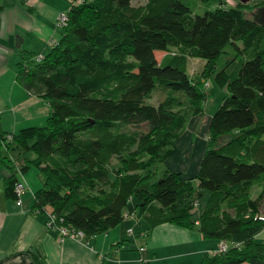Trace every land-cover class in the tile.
Here are the masks:
<instances>
[{
	"label": "trees",
	"instance_id": "obj_1",
	"mask_svg": "<svg viewBox=\"0 0 264 264\" xmlns=\"http://www.w3.org/2000/svg\"><path fill=\"white\" fill-rule=\"evenodd\" d=\"M132 1L74 0L61 37L40 60L19 51L16 80L49 104L50 116L11 141L0 134V167L11 171L9 149L33 151L21 170L33 165L41 175L34 207L50 206L60 224L86 237L117 226L134 199L149 228L197 222L205 237L233 244L201 264L264 259V243L255 239L264 227L255 218L264 204V27L252 17L264 3L234 8L227 0H197L206 8L194 14L183 0ZM227 45L234 54L216 71ZM187 56L204 59L202 74H187ZM209 77L225 94L209 119L194 178L167 170L144 188L154 165L174 153L187 121L177 108L185 100L200 113ZM154 91L157 104L147 101ZM16 181L13 173L4 180L8 198ZM255 186L260 192L251 197ZM200 191L209 196L197 216Z\"/></svg>",
	"mask_w": 264,
	"mask_h": 264
},
{
	"label": "crops",
	"instance_id": "obj_2",
	"mask_svg": "<svg viewBox=\"0 0 264 264\" xmlns=\"http://www.w3.org/2000/svg\"><path fill=\"white\" fill-rule=\"evenodd\" d=\"M73 1L0 0V134L13 135L23 128L46 125L50 106L17 82L16 64L21 50L36 57L47 53L48 43L63 33L56 25V15L67 11ZM204 148L199 145L196 163L190 165L185 159L173 171L181 172L183 179H193ZM7 155L12 159L11 171L0 167V264H201L219 245L218 239L203 235L197 222L188 228L172 223L149 228L134 199L124 209L122 221L107 232L63 238L47 225L51 207H34V193L42 187L40 173L33 165L21 170L35 153L12 148ZM12 173L26 187L20 206L4 190V180ZM208 196L200 191L194 208L197 216ZM255 239L264 243V227ZM242 264H264V259L252 258Z\"/></svg>",
	"mask_w": 264,
	"mask_h": 264
},
{
	"label": "rangeland",
	"instance_id": "obj_3",
	"mask_svg": "<svg viewBox=\"0 0 264 264\" xmlns=\"http://www.w3.org/2000/svg\"><path fill=\"white\" fill-rule=\"evenodd\" d=\"M145 0H133V4H139L143 3ZM187 5L190 6L193 13L195 14H202L205 10V6L202 5L197 0H183ZM264 0H249L246 3L243 4H249V5H256V4H263ZM241 2L239 0H227L225 2V5L227 7H234V8H240ZM242 10L244 8H241ZM245 15L250 16V11L248 9H245ZM250 12V13H249ZM59 29L62 31V27L59 26ZM241 45V44H240ZM49 48V47H48ZM175 51V50H174ZM234 54V50L230 45H227L224 49V52L220 54L217 62H216V71L220 70L225 63L231 58V56ZM205 61L201 58L196 57H186V72L190 77H195L197 75L202 74L203 71V65ZM207 79L203 80L206 81ZM210 84L209 87L205 90L207 98L205 100V103L203 105V109L198 114H192V109L190 104L187 101H183L182 105H180L177 109L181 110L182 112L187 113V121L185 123L184 128L176 138L174 142V153L170 155L165 161L159 162L152 168V175L151 179L148 183L144 184V188H150V184L152 182H155L158 180L167 170H177L176 168H179V165L186 159L190 165L192 164V161L195 163L198 161V152H199V145L202 144L206 148L207 144V132H208V122H209V115H211L217 110L219 107L222 98L225 94V90L219 88V86L214 82L212 77H209L207 80ZM160 95L159 92L154 91L152 93V96L149 100H147L150 103L157 104L160 101ZM125 130H137L139 128H132V127H124ZM234 135L228 134L224 136H220L217 140L216 147L224 144L227 142L231 136ZM204 148V150H205ZM204 152V151H203ZM140 158L144 159V156H141ZM185 160V161H186ZM112 165L115 166V168L119 167L118 158H113ZM259 191V188L257 186L253 187L250 196L254 197L257 195ZM207 193V192H205ZM204 198L201 199L199 202V205L203 203ZM263 205L260 207L262 208ZM129 207V206H128ZM260 208V209H261Z\"/></svg>",
	"mask_w": 264,
	"mask_h": 264
},
{
	"label": "built area",
	"instance_id": "obj_4",
	"mask_svg": "<svg viewBox=\"0 0 264 264\" xmlns=\"http://www.w3.org/2000/svg\"><path fill=\"white\" fill-rule=\"evenodd\" d=\"M77 3H81L83 2V0H75ZM56 25L61 26V27H65L67 25L68 22V14L67 11H61L58 12L56 15V19H55ZM56 41L51 40L48 43V46H52L55 45ZM42 56H38L36 57V60H40ZM5 138L7 141H11L13 139V135L11 134H6ZM26 192V187L25 185L21 182V181H16V183L14 184V202L17 206H20L22 203V198L24 196ZM196 204V203H195ZM255 218H257L260 221H264V204L262 206V209L260 210V212H258L255 216ZM47 225L51 228L56 229L60 235L65 238L67 236H73V237H84V233L81 230H76L68 225H64V224H60L56 217L50 213L49 217H48V221H47ZM233 244L229 243L227 241H219V245L217 247V249L215 250V252L213 254H217V253H222L227 251ZM140 251L143 250V247H140L139 249ZM143 261V260H142Z\"/></svg>",
	"mask_w": 264,
	"mask_h": 264
},
{
	"label": "water",
	"instance_id": "obj_5",
	"mask_svg": "<svg viewBox=\"0 0 264 264\" xmlns=\"http://www.w3.org/2000/svg\"><path fill=\"white\" fill-rule=\"evenodd\" d=\"M241 3H246L249 0H239ZM253 20L264 27V6L259 7L252 15Z\"/></svg>",
	"mask_w": 264,
	"mask_h": 264
}]
</instances>
